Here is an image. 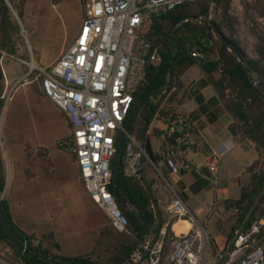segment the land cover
<instances>
[{
  "label": "built area",
  "instance_id": "built-area-1",
  "mask_svg": "<svg viewBox=\"0 0 264 264\" xmlns=\"http://www.w3.org/2000/svg\"><path fill=\"white\" fill-rule=\"evenodd\" d=\"M190 1L195 0H82L83 17L77 33L55 61L47 67L22 62L37 72L44 95L57 106L69 126V134L59 144L74 156L89 199L114 229L134 239L123 264H264V216L250 221L247 216L237 218L227 240L218 247L167 178L166 171L179 175L194 170L214 191L219 186L217 151H210L200 163L193 164L187 157L188 151L195 152L194 135L198 133V120L192 113L167 109L165 125L158 131L161 144L156 163L150 161L142 143L125 129V120L146 82L149 68L160 61V46L149 34L153 17ZM186 49L196 60L204 59L196 48ZM4 56L5 52L0 51L3 76ZM174 83L175 76L167 71L165 85L148 95L149 103L158 106ZM10 92L5 88L0 97L6 100ZM118 137L126 139L124 173L145 186L150 179L144 178L142 164H151L165 191V197H161L156 191L158 184H150L156 204L169 200L165 206L168 218L156 233L133 236L109 189ZM215 199L214 196V202ZM151 208L156 210V205L151 204ZM184 221L189 226L177 231L174 225ZM31 243L37 245L38 241L31 239ZM0 264L14 262L0 253Z\"/></svg>",
  "mask_w": 264,
  "mask_h": 264
},
{
  "label": "trees",
  "instance_id": "trees-1",
  "mask_svg": "<svg viewBox=\"0 0 264 264\" xmlns=\"http://www.w3.org/2000/svg\"><path fill=\"white\" fill-rule=\"evenodd\" d=\"M8 1L13 5L12 0ZM210 1L213 2V7L219 10L218 18L213 19L216 28L226 41L232 43L243 56L249 67V73L244 70L243 65L233 52L215 38L210 25L204 18L190 19L191 16H201L207 11ZM231 2L232 0H195L185 2L166 13L153 17L149 34L155 37V43L177 22L181 21V23L171 31L161 44L158 51L160 55L159 64L149 68L146 82L143 85L146 88L125 120L126 131L142 143L150 161L156 163L159 157L152 149L147 132L152 116L157 109V105L149 103L148 95L163 88L167 71H171L177 80L186 69L195 64L201 66L204 74L196 81L198 89L211 85L215 91V94L204 102L199 90H194V99L198 103V111L205 113L208 120L213 121L218 116L217 108L214 111L209 108L220 104L232 116V121L228 125L231 135L240 143L246 139L254 143L258 154L264 151V94L250 81V76H252L264 86V31H253L257 39L254 45L257 57H251L239 41L234 38L237 19L230 12ZM249 9L254 10L259 17L264 19V0H256L252 6L245 3V14L249 12ZM21 10L18 7V14ZM18 30L17 22L10 18L8 5L5 0H0V44L14 43L13 34ZM186 46L201 51L204 54V59L196 60L188 53ZM2 90L3 76L0 70V95ZM2 106L3 99L0 97V109ZM125 145L126 139L124 137L119 139L118 137L116 154L113 156L111 166L114 170L117 152L120 151L119 172L115 178V183H110L109 189L114 195L118 207L126 216L128 230L137 238L142 232L143 234L156 233L164 221V216L157 210L155 194L150 188V183L144 186L141 184V180L124 173L122 155ZM257 163L258 159L252 161L247 172H250ZM249 183L253 187L252 191H247V186H243L237 198L225 201V207L228 210H235L234 215L236 217L247 216L250 221L254 219V216H250V207L245 206L244 202L253 203L261 191H263L264 198V172L251 174ZM206 184V180L196 179L194 183L190 184V191L196 193ZM4 185L5 178L0 147V194ZM180 196L183 201H186L187 194L180 192ZM153 203L156 205V210L151 208ZM0 205L9 224L26 240L24 250L18 249L3 232L0 224V241L9 243L17 253V257L12 259L14 264H101L90 259L87 254L64 256L50 253L41 244L33 245L31 243L33 236L26 234L12 221L4 198L0 199ZM128 205H132L133 209L127 208ZM133 245L134 239H131L129 235L122 237L119 251L106 264H123V262L119 263L118 261L132 249Z\"/></svg>",
  "mask_w": 264,
  "mask_h": 264
},
{
  "label": "rangeland",
  "instance_id": "rangeland-1",
  "mask_svg": "<svg viewBox=\"0 0 264 264\" xmlns=\"http://www.w3.org/2000/svg\"><path fill=\"white\" fill-rule=\"evenodd\" d=\"M255 1L232 0L230 7L231 14L237 19L234 38L239 41L246 53L251 57H257L254 51L257 39L253 31H264V19L262 17H259L252 9H249L246 14L244 12V4L247 3L252 6ZM5 2L9 8L10 18L17 22L19 30L13 34L14 43L0 44V50L4 49L16 56L9 59L8 66H5L6 64L4 66L7 69H20L18 76L21 77L7 89V92L11 90L10 97L6 100L3 99V106L0 109V131L2 128L6 129L9 127V122L11 124L10 127L17 130H48L49 138L55 137L58 139L59 144V141L65 139L69 134V126L60 114L55 113L47 99L39 93L38 82L33 79L36 71H30L25 64L18 63L16 58L22 57L25 61H32L37 65V63L41 64L43 61L49 62L58 55L62 48L71 41V38L79 28L83 17L82 0H12L13 5L8 0H5ZM208 3L210 18H218L219 10L213 7V2L210 1ZM18 7L22 9L19 14L17 12ZM202 72L201 67L195 65L186 71L184 78H196L202 75ZM25 81L29 82L23 83ZM20 82L21 84H19ZM192 104H194L192 101L190 103L187 101L184 108ZM151 138L155 146L157 142L153 136ZM0 147L4 163L7 166L8 162L4 149L1 145ZM50 149L55 168L60 170L59 184L63 185L64 204L65 206L70 204L68 211L73 213L74 240H67V247H70L73 253L88 252L87 255L90 256V259L106 264L119 251L121 238L128 234L113 229L107 217L87 199L67 149L62 145L57 147V149ZM252 154L249 151L245 152L240 158L230 154L220 157L218 175L226 183L222 193L228 200L238 196L239 189L241 190L243 186H247L246 190L251 192L253 187L249 183L250 175L264 172L263 151L259 154L258 163L248 172V177L246 178L245 167L251 160ZM56 169L54 170L55 173ZM151 171L152 179L150 178V184L153 186L154 183H160V180L157 178L158 175L153 168H151ZM237 182L240 183L239 188L237 184H234ZM158 185L159 187L161 186L160 184ZM173 186L178 191L180 190L178 185L173 184ZM210 195L211 192L209 190H203L198 195L189 194L186 205L190 206V209H194L195 205L199 204L201 209L204 210L207 202H202L201 199L203 197L209 198ZM168 201V199L165 202L161 201L157 208L164 216L163 223L168 218V213L165 209ZM32 204L33 202H30L29 206H32ZM244 205L250 207V216L261 219L264 216L263 191L259 192L253 203L245 201ZM128 206L129 209H133L130 205ZM222 211L221 206L210 211L212 215L207 222V226H205L207 232H211L214 236L222 234V230L225 228L224 225L228 223L226 220L227 222L223 224V228L220 226L213 228V219L219 217L218 214ZM228 213L227 219L232 222L233 227L238 217L234 215L235 211L233 209ZM89 215L91 217L96 216V231L86 232L84 229L86 225L85 219H88ZM0 253L11 261L17 257L15 249L6 241H0Z\"/></svg>",
  "mask_w": 264,
  "mask_h": 264
},
{
  "label": "crops",
  "instance_id": "crops-1",
  "mask_svg": "<svg viewBox=\"0 0 264 264\" xmlns=\"http://www.w3.org/2000/svg\"><path fill=\"white\" fill-rule=\"evenodd\" d=\"M75 35H73L71 41L67 45H65L62 50L73 41ZM0 51L5 52L6 54V56H4L2 59L4 71L3 82L4 88L8 89L12 83H15L20 79L21 76H18L20 69H7L5 66L9 65V59H11L15 55L4 49ZM61 51L59 52V54L61 53ZM59 54L49 62L43 61L41 64L37 63V66L44 67L50 65L55 61ZM16 59H18V63L23 65L25 64L24 62H22V60H24L22 57H18ZM195 65H192L189 68ZM188 69H186L182 73L179 79L175 80L174 88L171 90L168 96L165 97L164 100L157 106V109L152 116L147 132L153 151L157 153L161 144V141L158 138V131L165 125L167 109L174 108L179 111L190 112L198 120V133L194 135L196 146L193 150L195 152L188 151L187 153V157L190 162L193 164L200 163L203 158L213 150L217 151L220 154V157L226 154H230L238 158L243 156L245 152L250 151L253 154L251 160L245 167L247 178L248 166L252 161L258 159L259 157L254 143L247 139L240 143L231 135L228 130V125L232 121V116L220 104L211 106L209 108L211 111H214L215 108H217L218 116L213 121H209L205 113L198 111V103L194 99V90H199V93L204 98V102L211 98L215 94V91L211 85H206L198 89L196 81L199 78L203 77V72L202 75L196 78H184V74ZM38 77L39 76L36 72L33 79L38 82L39 93L43 97H45V99H47V101L55 110V113L60 114L61 117L64 118L57 106L44 95L41 89L40 79L38 80ZM27 82L29 81H25L23 83ZM19 84H21V82ZM187 101L188 103L192 101L194 104L188 106L187 108H184ZM8 126L9 127H7L6 129L2 128L0 131V145L4 149V153L8 162V165L6 166L4 163L3 154L1 152L2 168L5 178V185L1 193V198H4L7 202L12 221L26 234L32 235L33 237H31V239L37 240L38 245L41 244L42 247L48 250L50 253L60 254L64 256L88 254V252L85 251L73 253V251L70 250V247H67L66 244L67 240H74V229L72 227V225L74 224V220L73 213L68 211V209L70 208V204L68 206H65L64 204L62 194L63 185L59 184L60 170H57L55 168L50 149H57V147L60 146L58 144V139H56L55 137L49 138L48 130H17L10 127V122L8 123ZM152 136L157 142L155 146L153 145V141L151 138ZM67 151L70 155V159L74 165V168L76 169V173L79 177L81 186L83 187L78 165L75 162L72 153L69 150ZM151 168V164L143 162L142 170L145 179L151 178ZM55 169L56 173L54 172ZM202 172H205V170H203ZM165 173L167 175V178L174 185L179 186L180 192L187 194V199L186 201H184L185 204L189 199V194L198 195L203 190H209L211 192L209 198L203 197V199H201L202 202H207L204 210L201 209L199 204L195 205L194 209H190V206H186L195 217V219L198 222L203 223L204 226H207V222L212 215L210 214L212 204L215 203V209L218 208V206H221L223 213L221 212L220 214H218V216L222 218L215 217L213 219V228L215 229V227L218 226L223 228V224L227 221L228 223L224 225L225 228L222 230V234L214 236L211 232H208L216 245L218 247H222L227 240L229 232L232 228V222L227 219V216L229 214L228 212L231 210H227L225 207V201L228 200V198H226L224 193H222V190L224 189L226 183L219 179L220 184L214 191L207 182L205 187H203L196 193H193L192 191H190V184L194 183L196 179L205 180L199 173H196L194 170L182 171L179 175H172L167 171ZM156 184L158 183H154V185ZM234 184H237L238 188L240 187L239 182ZM83 190L85 191L84 187ZM156 191L161 197H165V191L163 187L160 186V188H157ZM85 196L90 202H92L89 199L86 191ZM214 196L216 197L215 202ZM238 196L232 199H235ZM30 202H33L32 206H29ZM93 205L95 206L94 203ZM95 217H91L89 215V218L85 219L86 225L84 229L86 232L96 231L97 220Z\"/></svg>",
  "mask_w": 264,
  "mask_h": 264
},
{
  "label": "water",
  "instance_id": "water-1",
  "mask_svg": "<svg viewBox=\"0 0 264 264\" xmlns=\"http://www.w3.org/2000/svg\"><path fill=\"white\" fill-rule=\"evenodd\" d=\"M198 18H204L207 23L210 25L211 27V31L214 34L215 38L218 39L223 45H225L229 51L233 52L234 56L239 60V62L243 65L244 70L249 73V67L245 61V59L243 58V56L238 52V50L234 47V45L228 41H226V39L224 38V36L220 33V31L216 28L215 22L213 21V19L210 18V10L208 9L207 11H205L201 16H191L190 19L192 20H196ZM186 20V19H185ZM180 22H177L173 27H171L157 42V47L161 46V44L163 43V41L165 40V38L171 33V31L176 28ZM250 81L253 83V85H255L257 88L260 89V91L264 94V86L258 82L256 79H254L252 76H250ZM146 86H143V88L139 91L138 95L136 96V100H138L141 96V94L144 92ZM121 157V152L118 151L117 152V156H116V164L114 166V170H113V178H112V183H115V178L119 172V160ZM0 199H1V194H0ZM132 208L133 206L130 205ZM0 224L1 227L3 229V232L6 234V236L9 238V240L11 242H13L18 249H24V246L26 245V240L20 236V234L12 227V225L9 224V222L7 221V218L5 216V214L2 211L1 205H0ZM143 235V232L141 233V235L139 237H141ZM131 250L128 251L118 262L121 263L123 262L127 256L130 254Z\"/></svg>",
  "mask_w": 264,
  "mask_h": 264
},
{
  "label": "bare ground",
  "instance_id": "bare-ground-1",
  "mask_svg": "<svg viewBox=\"0 0 264 264\" xmlns=\"http://www.w3.org/2000/svg\"><path fill=\"white\" fill-rule=\"evenodd\" d=\"M184 227H183V226ZM189 226V224H188V222H186V221H184V223H176L175 225H174V228L177 230V231H179V230H181V229H185L186 227H188Z\"/></svg>",
  "mask_w": 264,
  "mask_h": 264
}]
</instances>
